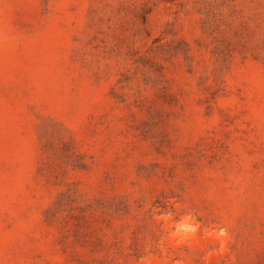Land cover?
Masks as SVG:
<instances>
[{"label":"rangeland","instance_id":"rangeland-1","mask_svg":"<svg viewBox=\"0 0 264 264\" xmlns=\"http://www.w3.org/2000/svg\"><path fill=\"white\" fill-rule=\"evenodd\" d=\"M0 264H264V0H0Z\"/></svg>","mask_w":264,"mask_h":264}]
</instances>
